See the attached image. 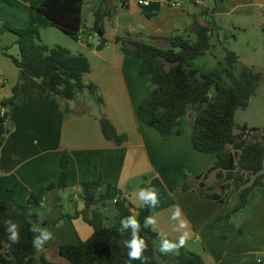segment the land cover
<instances>
[{
  "label": "crops",
  "instance_id": "crops-1",
  "mask_svg": "<svg viewBox=\"0 0 264 264\" xmlns=\"http://www.w3.org/2000/svg\"><path fill=\"white\" fill-rule=\"evenodd\" d=\"M4 1L0 0V10L6 11ZM101 1L89 3L87 0L86 30L93 27L94 12ZM118 2L106 0L102 7L107 16L104 49H96L99 39L95 35L88 39L85 35L78 42L92 67L84 76V82L98 87L102 107L86 105L88 98L83 103L79 96L73 101L59 99L57 104L54 98L42 95L39 82L22 75L12 59L5 55L19 56L17 36L8 32L7 38L0 37V108L3 101L13 98L15 90L18 91L15 106L7 110L8 135L5 142L0 143V200L8 199L10 190L15 188V201L29 205L32 214L45 218L47 224L43 226L54 233L55 239L37 251L36 259L45 258L52 264H69L61 256L60 248L80 244L92 237L94 229L82 217L74 215L86 207L82 185L99 178H102L103 189L112 185L120 199L127 200L136 210L143 205L133 203L132 194L154 186L161 203L151 208V216L157 219L156 230L151 229L173 240L180 233L173 231L178 222L170 217L173 206L179 205L191 231L185 248L200 255L206 264H252L264 260V188H256L247 207L233 215L229 222L226 217L240 203L239 193L224 205L197 196L195 191L199 184L193 182L196 177H201L200 182L206 187L215 186L218 179L217 172L204 178L215 166L217 155L201 153L194 148L196 113L189 112L179 128L180 133L170 138L162 137L145 125L139 118V109L152 94L154 85L149 76L141 75V62L122 51L128 41L155 43L154 39H169L185 32L194 41L195 35L190 32L194 16L204 12L208 14L205 20L209 16L255 17L258 12L251 10L253 5L260 7L258 15H264V0H221L222 8L216 11H210L207 0L200 4L186 2L181 8L170 6L166 0H157L149 8L142 7L138 11H132L130 0H122L120 7ZM25 7L24 17L12 20L18 28H26L34 15L28 4L25 3ZM199 7L203 10L199 11ZM116 8L118 10L114 11ZM122 13L129 18L126 28L119 22ZM36 17L40 30L55 28L43 16L36 14ZM216 37L211 53L221 46L218 35ZM87 40L93 47L87 46ZM66 49L74 55L80 54ZM224 58L225 53L219 57L221 64ZM208 68H212L211 62ZM74 101L77 102L73 105ZM102 113L120 135L128 137L127 143L117 146L105 138L100 123ZM64 154L69 155L72 168L68 187L47 191L44 208L30 202L33 193L59 181ZM190 181L191 189L184 190ZM217 194H221L219 190ZM103 213L105 223L115 221L116 201L109 202ZM162 255L157 249L160 264H172L173 261H162Z\"/></svg>",
  "mask_w": 264,
  "mask_h": 264
},
{
  "label": "trees",
  "instance_id": "trees-1",
  "mask_svg": "<svg viewBox=\"0 0 264 264\" xmlns=\"http://www.w3.org/2000/svg\"><path fill=\"white\" fill-rule=\"evenodd\" d=\"M28 4L34 15L26 28L3 25L2 33H12L17 36L19 56L10 57L22 75L30 80L39 82L42 95L55 99L73 101L76 97L88 91L100 107L103 99L99 96L98 87L93 83H85L84 76L91 72V63L83 54L74 55L61 46L50 48L41 43V30L38 26L36 14L46 18L50 24L64 34L79 42L81 36H97L98 51L104 49L107 41L106 14L102 7L106 0H102L94 12V24L86 30L87 0H23ZM5 2L13 6L12 0ZM208 14L201 12L194 16L191 33L195 40H191L188 32L169 39H154L155 43L143 41H128L122 51L141 62L140 72L149 76L154 85L152 94L142 103L139 118L147 126L155 129L162 137L170 138L179 134L183 119L194 109V148L201 153L216 154L217 161L209 173L217 172L218 182L215 186L206 187L201 177H196L194 185L199 184L195 194L217 200L221 205L227 204L229 199L239 193L240 203L235 210L226 217H231L244 210L252 192L264 188V128L250 129L247 125L241 129L242 133L254 132L250 139H243L236 133V115L239 110H247L251 100L257 95L258 87L263 80L262 74L255 68L244 66L239 75L236 66L239 56L224 47L225 58L223 68H216L210 72H201L191 68V62L206 56L212 49V41L217 33V23L214 18L205 20ZM88 47H93L87 40ZM222 44V43H221ZM2 53V51H0ZM215 95L211 97V92ZM18 91L13 98L3 101L0 108V143L5 142L9 132L8 109L15 106ZM60 107V106H59ZM5 109V114L2 110ZM66 114V112H65ZM101 128L105 138L122 146L128 141L126 135H120L113 123L102 113ZM61 172L59 181L51 184L37 193H33L30 202L40 205L47 191L58 188L64 190L69 185L72 176L71 161L68 154H64L60 162ZM191 181L184 186V190L191 189ZM83 199L86 207L83 212L74 217H82L89 224L94 233L92 237L80 244L66 245L60 248V254L69 264H140L139 261H129L128 249L124 240L130 233L121 235L118 232L120 220L128 215H134V206L119 197V192L109 185L102 188V178L86 182L83 185ZM221 194H217V192ZM15 188L10 190L6 200H0V264H52L45 258L36 259L37 250L32 247L33 233L29 231L28 220H36L38 215L32 214L29 205H20L14 199ZM116 201L117 215L112 226H105L103 210L109 202ZM137 219L141 222L140 236L148 243V250L144 255L148 264H160L157 258L156 243L160 245L159 235L151 228H145L143 221L151 215L152 209L142 206L136 210ZM17 223L21 240L19 244L9 247L5 221ZM44 225L47 222L44 221ZM162 261H173L172 264H206L203 258L180 249L179 255H162ZM252 264H264V260Z\"/></svg>",
  "mask_w": 264,
  "mask_h": 264
},
{
  "label": "rangeland",
  "instance_id": "rangeland-1",
  "mask_svg": "<svg viewBox=\"0 0 264 264\" xmlns=\"http://www.w3.org/2000/svg\"><path fill=\"white\" fill-rule=\"evenodd\" d=\"M91 1L93 0H88L89 3ZM121 1L122 0H119L118 7H120ZM4 3L6 4L7 10H0V29L3 25H12L17 27L12 20L16 19V17H24L26 10L24 1L15 0L13 2V6L7 4L5 1ZM130 3L132 4V11H138L142 8L138 5V0H130ZM206 6L210 9V11H216L217 9L222 8V2L221 0H207ZM89 9L90 7H88V10ZM116 10H118V8L114 11ZM201 10H203V8L199 7V11ZM251 10L258 12L259 14L261 13V11H259L260 7L258 6L253 5ZM258 13H256L255 17L240 15L233 19L227 16L214 17L218 26L217 35L218 40L222 43L221 46L215 48L212 53H208V56L199 58V61L194 60L191 62V68L197 70L200 69L199 71L201 72H210L216 68H220L222 65L219 57L225 53V47L228 50L235 52L240 58L239 63L236 66L237 75H239L244 66L254 67L256 72L262 74L263 80L258 87L257 95L252 98L249 108L245 111L239 110L237 112L235 119L237 134L242 133L241 129L244 125H247L250 129L264 128V15H258ZM4 17H7L10 20H5ZM212 18L213 16H209L208 21H211ZM119 22L121 23L122 28H126L129 18H126L122 13L119 15ZM6 34L7 32L2 33L0 37L6 36L7 38ZM216 36L213 38L214 43L217 42ZM85 38H87V36H85ZM41 43L50 48L61 46L63 48H71L73 51H79L80 54L86 53V51L82 50L77 41L73 40L57 28L41 30ZM209 62L212 63V68H208ZM214 95L215 90L211 92V97ZM78 96L79 100L83 101V103H85V100L88 98V103L86 102V105L93 107L98 104L96 99L92 97L88 91H84ZM76 102L77 101H74L73 105L76 104ZM189 112L195 113L192 108L189 109ZM114 223V220H110L105 223V226L109 227L114 225ZM156 248L159 249L158 243H156Z\"/></svg>",
  "mask_w": 264,
  "mask_h": 264
},
{
  "label": "clouds",
  "instance_id": "clouds-1",
  "mask_svg": "<svg viewBox=\"0 0 264 264\" xmlns=\"http://www.w3.org/2000/svg\"><path fill=\"white\" fill-rule=\"evenodd\" d=\"M145 4L148 0H143ZM133 203L139 202L148 208H156L160 205V196L158 190L154 186L144 187L134 192ZM40 207H46L41 201ZM173 211L170 219L178 222L174 225L173 231L180 233L176 239H169L167 234L159 233L160 245L159 252L164 255H179L180 249L185 247L187 241L191 238L189 222L183 218V212L179 205L173 206ZM44 217L38 216L36 220L29 219V231L33 233L31 241L32 247L37 251L42 250L44 246L55 239V235L47 227L43 226ZM145 228L156 230L157 219L154 216L148 215L143 221ZM6 233L9 241V247L20 243L21 236L17 223L12 220L5 221ZM118 232L121 235L130 233V237L124 240V246L128 249L127 256L129 261H139L140 264H148V258L144 253L148 250V243L140 236L141 222L135 215H128L120 220Z\"/></svg>",
  "mask_w": 264,
  "mask_h": 264
},
{
  "label": "built area",
  "instance_id": "built-area-1",
  "mask_svg": "<svg viewBox=\"0 0 264 264\" xmlns=\"http://www.w3.org/2000/svg\"><path fill=\"white\" fill-rule=\"evenodd\" d=\"M17 1H23V0H17ZM154 1H157V0H148V3L145 4L143 0H138V5L143 8H149ZM201 1L202 0H166V2L170 6L175 7V8H181L183 4L186 2H194V3L200 4ZM80 39L82 40L83 36H81ZM2 114H5V109L2 110ZM240 134L243 136V139L247 140V139H250L254 135V132L247 131L245 133H240Z\"/></svg>",
  "mask_w": 264,
  "mask_h": 264
},
{
  "label": "water",
  "instance_id": "water-1",
  "mask_svg": "<svg viewBox=\"0 0 264 264\" xmlns=\"http://www.w3.org/2000/svg\"><path fill=\"white\" fill-rule=\"evenodd\" d=\"M124 46H126V44L124 43Z\"/></svg>",
  "mask_w": 264,
  "mask_h": 264
}]
</instances>
